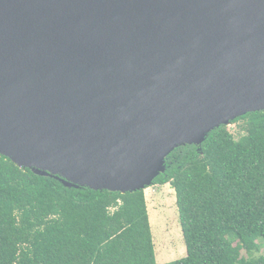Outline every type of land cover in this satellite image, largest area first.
<instances>
[{"label":"water","instance_id":"water-1","mask_svg":"<svg viewBox=\"0 0 264 264\" xmlns=\"http://www.w3.org/2000/svg\"><path fill=\"white\" fill-rule=\"evenodd\" d=\"M264 111V0H0V154L66 186L146 189Z\"/></svg>","mask_w":264,"mask_h":264},{"label":"trees","instance_id":"trees-1","mask_svg":"<svg viewBox=\"0 0 264 264\" xmlns=\"http://www.w3.org/2000/svg\"><path fill=\"white\" fill-rule=\"evenodd\" d=\"M178 146L154 185L175 190L187 247L161 264H264V111ZM0 264H160L145 190H94L0 154Z\"/></svg>","mask_w":264,"mask_h":264},{"label":"rangeland","instance_id":"rangeland-1","mask_svg":"<svg viewBox=\"0 0 264 264\" xmlns=\"http://www.w3.org/2000/svg\"><path fill=\"white\" fill-rule=\"evenodd\" d=\"M239 137V123L228 125ZM157 263H166L186 255L177 197L169 184L148 186L145 189ZM264 253V248L262 249Z\"/></svg>","mask_w":264,"mask_h":264}]
</instances>
